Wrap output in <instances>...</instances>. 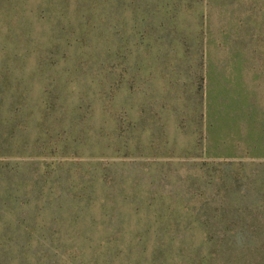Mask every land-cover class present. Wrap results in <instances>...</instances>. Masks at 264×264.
<instances>
[{"label": "rangeland", "instance_id": "374dc122", "mask_svg": "<svg viewBox=\"0 0 264 264\" xmlns=\"http://www.w3.org/2000/svg\"><path fill=\"white\" fill-rule=\"evenodd\" d=\"M0 264H264V0H0Z\"/></svg>", "mask_w": 264, "mask_h": 264}]
</instances>
